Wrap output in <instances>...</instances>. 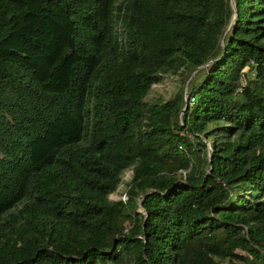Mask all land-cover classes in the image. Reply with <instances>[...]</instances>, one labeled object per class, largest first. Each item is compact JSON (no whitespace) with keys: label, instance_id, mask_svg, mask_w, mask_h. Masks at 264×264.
Listing matches in <instances>:
<instances>
[{"label":"trees","instance_id":"obj_1","mask_svg":"<svg viewBox=\"0 0 264 264\" xmlns=\"http://www.w3.org/2000/svg\"><path fill=\"white\" fill-rule=\"evenodd\" d=\"M0 264H264V0H0Z\"/></svg>","mask_w":264,"mask_h":264},{"label":"rangeland","instance_id":"obj_2","mask_svg":"<svg viewBox=\"0 0 264 264\" xmlns=\"http://www.w3.org/2000/svg\"><path fill=\"white\" fill-rule=\"evenodd\" d=\"M231 5H232V8H234L233 2L231 3ZM176 80L177 79L174 77L166 78L163 81V83H161L160 85L153 86L149 99L153 100V99L163 98V100H167L170 97L171 93L174 92V87L177 83ZM186 101H187V98H186ZM208 149H209V146H208ZM130 179H131V173L130 172H127L126 174H124L123 181L118 188V193L111 195L110 200L115 201V200L123 197L124 192L126 190V183ZM137 212L143 214V212L140 209H138Z\"/></svg>","mask_w":264,"mask_h":264},{"label":"built area","instance_id":"obj_3","mask_svg":"<svg viewBox=\"0 0 264 264\" xmlns=\"http://www.w3.org/2000/svg\"><path fill=\"white\" fill-rule=\"evenodd\" d=\"M122 199H125V197L123 196Z\"/></svg>","mask_w":264,"mask_h":264},{"label":"water","instance_id":"obj_4","mask_svg":"<svg viewBox=\"0 0 264 264\" xmlns=\"http://www.w3.org/2000/svg\"><path fill=\"white\" fill-rule=\"evenodd\" d=\"M141 210V209H140Z\"/></svg>","mask_w":264,"mask_h":264}]
</instances>
